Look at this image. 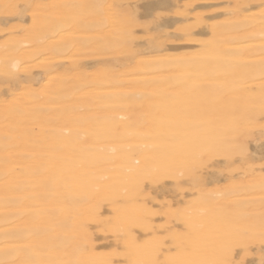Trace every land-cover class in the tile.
I'll use <instances>...</instances> for the list:
<instances>
[{
	"label": "bare ground",
	"instance_id": "1",
	"mask_svg": "<svg viewBox=\"0 0 264 264\" xmlns=\"http://www.w3.org/2000/svg\"><path fill=\"white\" fill-rule=\"evenodd\" d=\"M99 2L72 3L75 16H60L47 31L53 34L71 24L93 29L86 19ZM249 2L263 9L253 12ZM232 8L222 21L205 23L209 38L196 53L169 61L132 64L128 59L119 69L92 80L86 77L72 87L55 79L0 108V264H116L115 257L128 264H242L234 262V247L264 241V175L253 172L246 147L247 137L264 133V1L237 0ZM115 21L110 41L100 46L124 47L126 29L118 15ZM67 38L60 43L80 44L77 37ZM84 43L91 44V39ZM20 45L5 55L7 46L0 47L3 58L13 56L0 63H8L1 75L11 77L19 69L14 56ZM57 48L53 44L49 50L55 53ZM126 50L134 54L129 46ZM235 157L247 167L213 196L205 189L203 168L223 158L228 171H236ZM166 179L176 187L196 189L201 207L184 215L182 226L193 237L172 224L163 227L176 245L173 255L157 236L160 227L150 220L155 198L150 188ZM166 214L180 215L169 209ZM235 221V231L227 228ZM93 228L113 235L116 247L101 251V244L98 249Z\"/></svg>",
	"mask_w": 264,
	"mask_h": 264
},
{
	"label": "rangeland",
	"instance_id": "2",
	"mask_svg": "<svg viewBox=\"0 0 264 264\" xmlns=\"http://www.w3.org/2000/svg\"><path fill=\"white\" fill-rule=\"evenodd\" d=\"M79 1L80 0H14L13 2L10 1V3L5 4V7L0 4V47H2V45L7 46L4 47L7 50H4L3 54L5 55L14 46L19 45L20 43L23 44L18 47L19 52L17 56H14L19 58L20 67L13 72L11 77L7 75V71L6 75H1V73H4L5 67L8 66V63L0 64V69L2 70H0V108L5 104L13 103L19 98L21 99L23 94L28 92V90H33L35 92L41 91L42 87L46 83L51 84L53 83L52 80L54 81L55 79L62 78L64 83L72 87L78 82L84 80L86 77L92 80L95 79L96 76L107 73L112 69H119L122 63L124 64V62L129 61L128 59H130L132 64H134L137 60L158 59L169 61V59L174 57H184L185 55L196 53L203 49L204 42L209 38V30L205 26V23L220 22L222 19L229 17L230 11L233 9L232 3L237 0H99V9L86 19V21L94 23V25L91 26V28L94 27L93 29H89L90 26H88V28L83 27L82 25L73 26V24H71L59 28L60 30L63 28L61 33L59 29L56 32H53V34L52 31H47V26L53 23L56 24L55 21H58L60 16V18L65 16L73 18L72 16H75V9L71 8V5L72 3L73 5H76ZM247 5L250 6V9H252L253 12H257V9H263L262 6L261 8L257 7L254 2H249ZM67 6H70V8H67ZM181 10H183L184 13L181 12ZM252 10L248 12H252ZM112 12H114V15ZM76 13L79 12L76 11ZM81 14L82 13L77 14V16L79 17ZM117 15L120 18L124 30H127H125V38L122 37L123 43L125 44L124 47L120 45H109L108 47L107 45L100 46L99 42L108 43L110 41L109 37L111 36L110 32H115L113 22L116 24L115 16ZM44 17L46 19L48 18V20L43 19ZM200 18L202 19V23L200 22ZM204 20H206V22ZM184 24L189 25V28ZM115 28H117V26H115ZM41 31L43 32L42 38L28 40V33L38 34ZM71 36L77 37L80 44L66 47L64 42L60 43V41H66L65 39L67 37L70 38ZM90 36L92 38H90ZM195 38H201V40L196 39L197 41H195L193 40ZM90 39L91 44L84 43ZM45 40L48 42H45ZM22 41L27 42L23 43ZM151 41L153 43H151ZM10 44L11 46H8ZM53 44H56L59 47V49L57 48L58 51L56 50L55 53H51L49 50ZM127 45L133 49L134 54L130 52L128 53L126 50L128 48ZM39 47L44 48V52H37L42 50L39 49ZM4 48L2 47V50ZM23 52H31V56L26 58H22L21 56L19 57L18 55ZM32 52H34L35 55H32ZM166 54L168 55L166 56ZM3 57L4 56L0 52V58L2 59H0V63H2V61L6 62V59L8 60V58L10 59L8 62L13 59V56H11V58L10 56H5V58ZM86 88L91 89L92 87L88 85ZM75 103L79 106L82 102L78 101ZM260 120H262L261 122L264 124V115H262ZM262 131L264 132V129H262ZM246 147L249 155L253 159L251 165L253 172L264 175V133L259 134L258 132V134L247 137ZM215 160V165L209 166V168L207 167L208 169L203 168L204 171L202 170L205 173L202 174V176L204 175L207 181L205 189L213 196H216V193L217 195H220L230 182H235V180L242 175V171H244V168L247 167V165L244 164L239 157H235L232 161L235 165H237L238 169L230 172L227 167H225L228 164L223 158ZM224 161L226 164L223 163ZM229 174H231L233 178H228L227 175ZM235 174L238 176H235ZM159 184H161L160 186L163 184L160 190L158 188ZM183 186V188L176 187L172 180L166 179L165 181L158 183L156 186H153V188H150L152 195L154 194L153 196L155 197L154 200H152L153 205L151 202V205H149L150 203L148 202V205L152 207L151 209H153V215L150 217V220H152V224L160 227L158 232L159 234L157 236L161 238L164 248H171L169 251L172 255L178 253L175 249L176 245H174L170 233L164 231L163 227L171 226L172 224L176 231L181 234L184 232V234L187 235L186 237L191 238L193 237V233L189 232L182 226L184 222V215L188 213L191 214L193 211L201 209L195 200L197 190L192 189L190 186H187V184ZM168 209L173 212H179V218L174 215H169V218L168 214H166ZM155 212L156 214H154ZM164 215H167V218ZM168 220H170V223H167ZM177 222L181 224L180 227ZM227 228H233V231H235V228H237V222H232ZM94 229L95 228L92 229V232H94L95 242H97L96 245L98 246L102 244V248L98 246V249L100 247L101 251H108L116 247V240L113 235L102 232L103 234H106L103 235L97 228L96 233ZM161 230L163 232H160ZM180 240L186 241L185 237ZM234 248L233 253L235 251L237 254L234 255L235 263L264 264L263 240L250 242L246 246L237 245ZM191 249V247L186 249L185 253H190ZM114 259H116V264H128L123 257H115ZM257 260L260 261V263L257 262Z\"/></svg>",
	"mask_w": 264,
	"mask_h": 264
}]
</instances>
